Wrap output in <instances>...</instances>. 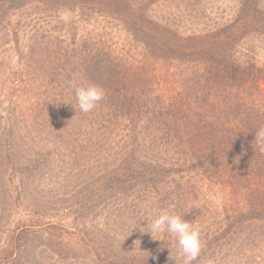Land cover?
I'll use <instances>...</instances> for the list:
<instances>
[{
  "label": "trees",
  "instance_id": "1",
  "mask_svg": "<svg viewBox=\"0 0 264 264\" xmlns=\"http://www.w3.org/2000/svg\"><path fill=\"white\" fill-rule=\"evenodd\" d=\"M8 1L0 38L16 25L26 93L4 90L18 109L0 101V264H183L173 236L147 232L161 210L198 228L192 264H229L247 246L264 264V0H72V24L23 49L12 17L34 1L58 20L66 1ZM93 18L94 37L58 31ZM89 83L105 95L83 113L73 84ZM224 242L238 244L227 254Z\"/></svg>",
  "mask_w": 264,
  "mask_h": 264
},
{
  "label": "rangeland",
  "instance_id": "2",
  "mask_svg": "<svg viewBox=\"0 0 264 264\" xmlns=\"http://www.w3.org/2000/svg\"><path fill=\"white\" fill-rule=\"evenodd\" d=\"M65 1H66V3L64 5L62 3H55L58 5L60 4L59 6H61V8H60L61 13H59V19H58L59 21L57 19H55L54 21H49L48 20L49 14L43 13L42 7L39 6L37 3H35L34 1L29 2V4L27 5L28 9H26L25 12L22 13V15L24 17L23 20H20V18L17 17V20L15 21V18L12 17V21H13L12 24H16V22L21 24L20 28L18 29V33L20 34V36L18 37V43H19L21 49H23L22 44H24L23 43L24 41H26L27 44L30 43V39L27 40V37L28 38H30V36L33 37V34H35V36H36L37 32L39 34L41 28H43V27L48 26V29H50L52 27L53 31H52L51 36H54V34H57V33H56V30L53 28H58L56 26H61L63 24V23L57 24L58 22L60 23L61 21H63L64 23L66 22L67 25L72 24V20H74V13L72 12L73 9H71L69 7V5L74 4V1H72V0H65ZM7 3H9L8 0H7ZM7 6H11V4L7 5ZM40 7H41V10H40L41 13H38V9H40ZM166 8H168V7H166ZM167 10L174 11L171 8H168ZM17 14H18V12H17ZM38 14H40V15H38ZM38 17H40L39 21L36 20ZM10 19H11V17H10ZM46 22H48V24ZM75 25L77 27H75L74 30H71V29L68 30V26L63 27L62 30H58V31H60V35L63 36L65 34V36L68 39L67 41L71 42V43L73 42V38L78 39V37L81 36L82 34H84L85 36L91 34V36H93L94 35L93 33L98 32V30L100 29L98 27V25H101V24L98 22V20L93 18L89 22H87L86 24L76 23ZM15 27H16V25H15ZM14 28H12L13 31H14ZM77 28L79 30H77ZM15 30L17 31V29H15ZM23 30H24L25 34L21 33V32H23ZM13 31L10 33L11 35L8 38L7 37L3 38L2 36L0 38V101L3 100L4 104L14 103V105H16L17 109H18L19 106L23 104V102H21L20 99L17 100L15 97L16 96L20 97L22 92L26 93V89L23 86V83L19 79L21 76L20 75L21 71L24 73L25 69L22 68V64H25V63L21 57V53L19 52L20 56L19 55L17 56V53H15L16 52L15 48H14L15 47V45H14L15 37L13 35L14 34ZM74 32H76V33H74ZM73 34H75V36ZM71 35H72V37H71ZM91 36H89V37H91ZM109 43H111L112 47H114L115 44H118V40L116 39V36L112 35V41ZM7 88H9L10 90H13V94L15 95V97H12V98L9 96L6 97V95L3 94L4 90ZM261 88L264 91V84L261 85ZM0 111H1V109H0ZM111 136L113 137V133H111ZM114 136L118 137V136H120V134L119 133L116 134V132H115ZM65 213H67V210ZM20 216L21 217L19 218L18 215H15V218L13 220L12 225H14L16 222H27L25 216H23V215H20ZM211 216H214V215L211 214ZM211 222L212 221H210V222L208 221V223H211ZM57 224L64 227L66 229V231H69L68 234H66L67 236H64L67 245L69 244V246H67V247L64 246V247H66V249H69V251H66V253H68L71 257L72 256L75 257V256H79L80 254H83L84 251H86V250H83L84 248L82 247V245H83L82 242L79 243L78 240L74 239V237L70 234L72 232L70 226H72V225L70 224L69 217H64V218L60 219V221L57 222ZM209 227L213 231V227L211 224H209ZM258 237L260 238V236H258ZM73 239L77 243L73 242ZM255 241H257V240L253 241L254 245H255ZM256 243L258 244V242H256ZM224 244H226L224 252L228 254V253H232V247L231 246L238 244V242H236L233 245H231V242H229V243L224 242ZM250 244L253 245L252 242H250ZM261 247L264 248V246H261ZM259 249H260V247H259ZM255 252H258V253H255ZM256 254H257V258L255 260ZM228 256L229 257H228L227 261H229V264H240L241 262H243L244 264H249L247 261H251V262L255 261V262H257V264H259V250L255 246H252V248H250V246L249 247L247 246L240 254H228ZM82 258H84V259H82ZM82 258L78 259L79 262L77 264H92L87 259L89 257H82ZM69 264H73V263H69Z\"/></svg>",
  "mask_w": 264,
  "mask_h": 264
},
{
  "label": "clouds",
  "instance_id": "3",
  "mask_svg": "<svg viewBox=\"0 0 264 264\" xmlns=\"http://www.w3.org/2000/svg\"><path fill=\"white\" fill-rule=\"evenodd\" d=\"M76 107L83 113H89L97 107L104 98V89L96 84L77 85L73 84ZM255 140L264 146V127L255 133ZM223 201L222 194L218 193L213 197V203L220 206ZM148 221V220H147ZM148 233L154 239L155 235L167 233L173 236L178 245V254L183 257V264H192L197 259L201 250L202 242L198 228L192 223L185 221L180 215L168 210H161L160 213L147 223ZM143 228V227H142ZM141 228L142 232L143 231ZM159 240V239H154ZM170 260H174L171 255Z\"/></svg>",
  "mask_w": 264,
  "mask_h": 264
}]
</instances>
